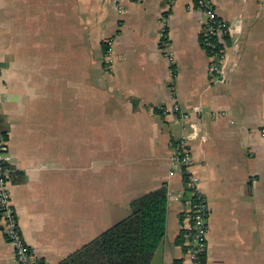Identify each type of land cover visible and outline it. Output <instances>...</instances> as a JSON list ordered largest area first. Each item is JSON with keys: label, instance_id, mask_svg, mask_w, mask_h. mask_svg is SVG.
<instances>
[{"label": "crops", "instance_id": "0c3cea01", "mask_svg": "<svg viewBox=\"0 0 264 264\" xmlns=\"http://www.w3.org/2000/svg\"><path fill=\"white\" fill-rule=\"evenodd\" d=\"M211 2L227 27L220 76L194 0H0L3 157L37 262L63 260L164 186L150 264H189L177 238L190 194L171 159L184 140L208 207L205 263L264 264V0ZM0 264H16L1 226Z\"/></svg>", "mask_w": 264, "mask_h": 264}, {"label": "built area", "instance_id": "2783aa9c", "mask_svg": "<svg viewBox=\"0 0 264 264\" xmlns=\"http://www.w3.org/2000/svg\"><path fill=\"white\" fill-rule=\"evenodd\" d=\"M194 3L203 12L205 18L203 21L202 45L208 50L212 47L210 38L214 37L218 41L227 34V27L215 16L211 0H194ZM164 38L161 47L166 50V54H169V42ZM105 44V68L111 70L113 39H108ZM223 53L224 49L221 47L215 54L212 52L208 53L210 57L208 71L211 76H220L223 74V66L220 63ZM164 111L171 113L179 112V107L173 105ZM183 116L186 117L185 115ZM260 133L264 135V128L260 130ZM172 147L173 155L171 159L181 167L187 192L190 194L189 210L185 218L186 223L183 225L185 245L188 246L185 250L186 258L189 264H206L208 216L206 199L199 187V180L189 170L190 155L185 141H176ZM5 149V139L3 135H0V226L6 241L12 247L16 264H38L30 246L21 234L17 217L11 204L9 181L12 177V170L7 166L3 157Z\"/></svg>", "mask_w": 264, "mask_h": 264}, {"label": "trees", "instance_id": "16d2710c", "mask_svg": "<svg viewBox=\"0 0 264 264\" xmlns=\"http://www.w3.org/2000/svg\"><path fill=\"white\" fill-rule=\"evenodd\" d=\"M210 41L207 52L215 54L221 44L214 37ZM165 215L166 189L161 186L131 201L127 217L56 264H150L165 233ZM177 243L188 248L184 232Z\"/></svg>", "mask_w": 264, "mask_h": 264}, {"label": "rangeland", "instance_id": "374dc122", "mask_svg": "<svg viewBox=\"0 0 264 264\" xmlns=\"http://www.w3.org/2000/svg\"><path fill=\"white\" fill-rule=\"evenodd\" d=\"M2 84H1V82H0V93H2ZM0 105H2V103H0Z\"/></svg>", "mask_w": 264, "mask_h": 264}]
</instances>
